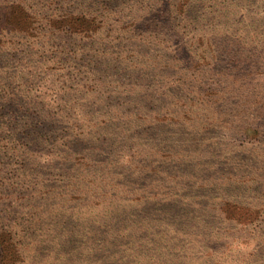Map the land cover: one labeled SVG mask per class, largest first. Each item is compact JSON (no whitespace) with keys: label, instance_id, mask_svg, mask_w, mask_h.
Returning <instances> with one entry per match:
<instances>
[{"label":"rangeland","instance_id":"1","mask_svg":"<svg viewBox=\"0 0 264 264\" xmlns=\"http://www.w3.org/2000/svg\"><path fill=\"white\" fill-rule=\"evenodd\" d=\"M24 2L0 32V224L24 237L0 264H264V12L210 33L162 0Z\"/></svg>","mask_w":264,"mask_h":264},{"label":"trees","instance_id":"2","mask_svg":"<svg viewBox=\"0 0 264 264\" xmlns=\"http://www.w3.org/2000/svg\"><path fill=\"white\" fill-rule=\"evenodd\" d=\"M171 14L177 15V17H183L187 20L190 19L192 22H197L198 20H205L212 22V28L210 33L214 32L215 29H222L220 22H217L223 16H228L229 14H242V18L249 20L251 24L243 22L241 31L244 32H254L258 30V22L260 19L261 12H264V0H162ZM3 21L0 25V36L3 35L8 40L13 39V34L19 33L22 27L23 16H28L30 13L29 6L24 2V0H7L3 5ZM14 16H11L13 15ZM98 16V15H97ZM82 22L86 24L85 27L96 23V18L88 10L84 17H82ZM2 38H0L1 40ZM11 101V98L4 99L0 97V102L2 108H7V102ZM20 103L19 100H16ZM21 104L20 106H22ZM9 140H6L5 145H9ZM9 221V220H8ZM6 243V251L9 248L12 253L17 252L18 240L22 239L24 236L20 235L15 228L9 223L0 224V239ZM4 251L0 248V256H3ZM13 262V260H12Z\"/></svg>","mask_w":264,"mask_h":264}]
</instances>
